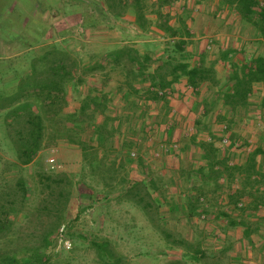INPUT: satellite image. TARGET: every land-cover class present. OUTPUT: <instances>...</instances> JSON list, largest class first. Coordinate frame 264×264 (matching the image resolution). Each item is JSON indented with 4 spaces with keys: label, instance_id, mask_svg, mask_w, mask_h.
<instances>
[{
    "label": "rangeland",
    "instance_id": "obj_1",
    "mask_svg": "<svg viewBox=\"0 0 264 264\" xmlns=\"http://www.w3.org/2000/svg\"><path fill=\"white\" fill-rule=\"evenodd\" d=\"M161 1L144 0L150 20ZM104 2L0 0V105L13 100L21 77L36 67L48 77L61 62L65 77L63 91L51 99L30 92L44 124L42 148L30 164L18 159L17 123L8 126L7 109L0 107V259L13 254L20 264H264V204L255 205L249 188L240 194L241 178L217 180L199 145L215 140L220 157L238 165L250 151L264 149L261 84L239 118L226 116L217 95L230 70L221 53L236 50L234 60L264 56L262 34L207 0H170L163 9L171 22L187 18L192 33L180 54L173 50L178 38L111 18L100 10ZM124 47L151 57L148 73L167 55L192 66L204 59L219 83L193 91L183 81L173 86L169 102L149 100V78H137L129 59L114 63L107 56ZM100 95L107 106H98ZM174 145L177 150L165 151ZM52 147L60 151L56 168L47 163ZM258 159L264 170V154Z\"/></svg>",
    "mask_w": 264,
    "mask_h": 264
},
{
    "label": "trees",
    "instance_id": "obj_2",
    "mask_svg": "<svg viewBox=\"0 0 264 264\" xmlns=\"http://www.w3.org/2000/svg\"><path fill=\"white\" fill-rule=\"evenodd\" d=\"M104 5L100 9L105 14H112L116 17H123L131 13L135 20L138 30L146 32L150 28L160 31L166 38H178L174 44V52L184 53V47L187 44L186 37H191L192 33L187 18L178 20L176 24L171 22V15L163 8L170 4V0L161 1L156 11L157 17L154 21L147 16L144 0H104ZM221 5L226 6L230 12L237 15L242 21L252 24L256 27L264 38V0H218ZM236 50L228 49L221 53L220 60L230 66L228 80L224 87L218 91L217 95L225 109L226 116L231 119L239 118L243 112L251 106V96L254 93L255 84H261L262 97L260 107L264 108V56L261 54L245 57L238 60ZM140 53L136 49L124 47L109 53L108 57L112 62H119L122 58H127L138 68L136 77L142 80L149 78L150 85L147 88V97L149 100L169 102L167 100V91H170L175 84L185 81L187 86L193 91H198L203 83L217 85L219 83L216 77V70L213 65H205L204 59L201 63L192 66L188 61L179 60L172 55L162 58L161 63L153 73H148L147 64L151 61L149 55L139 57ZM235 56V57H234ZM142 58V59H140ZM48 58L43 59L46 61ZM61 62H55L52 69V76L40 77L37 67L32 69L31 73L24 74L19 82L20 91L9 104H1L2 109H7L5 122L8 126L17 123V135L14 139V146L17 149L18 159L23 164H30L38 155L42 148L44 124L40 114L35 111V107L30 104L28 99L30 92L44 95L45 99H51L58 92H62V85L65 77L61 76L63 65ZM37 66V64H36ZM33 78L31 82L29 78ZM27 86H30L27 89ZM136 90V89H134ZM25 97V98H22ZM95 101L98 106H107L106 96L100 95ZM36 103V102H35ZM36 106V105H35ZM12 128V127H10ZM15 128V127H14ZM102 126L93 130L96 135L101 134ZM228 128V127H227ZM233 143V142H232ZM200 148L203 151V159L206 165L216 174L217 180L227 179L232 183L241 178L244 183L240 194H245L249 188L248 194L255 205L264 204V170L259 163V156L264 154V149L257 147L248 153V156L242 164L229 163L228 157H220L221 149L216 145L215 140L201 142ZM83 148L86 149V146ZM203 202V198L199 202ZM238 202V200H237ZM239 203V202H238ZM228 217V215H225ZM243 222L231 221L234 226ZM243 225V224H241ZM3 226V227H1ZM0 226L4 228V225ZM246 229H248L246 227ZM247 236L250 232L244 231ZM106 243H104L105 245ZM104 245L102 248H104ZM19 260L13 254H5L0 259V264H20ZM23 264H31V259H25Z\"/></svg>",
    "mask_w": 264,
    "mask_h": 264
},
{
    "label": "built area",
    "instance_id": "obj_3",
    "mask_svg": "<svg viewBox=\"0 0 264 264\" xmlns=\"http://www.w3.org/2000/svg\"><path fill=\"white\" fill-rule=\"evenodd\" d=\"M190 88V87H189ZM170 96L171 95V90L170 91H167V96ZM227 129V127H224V130ZM221 143L226 146L227 144L230 143L229 141V138L227 135H222V140H221ZM177 145H174L171 149L169 148H166L165 151L168 152L169 150H177ZM59 154H60V151L58 148L56 147H52L49 149V158L47 159V163L52 167V168H56V167H59V162H58V157H59ZM132 156H135V153L132 152L131 153ZM240 207L243 206L242 203L239 204Z\"/></svg>",
    "mask_w": 264,
    "mask_h": 264
},
{
    "label": "crops",
    "instance_id": "obj_4",
    "mask_svg": "<svg viewBox=\"0 0 264 264\" xmlns=\"http://www.w3.org/2000/svg\"><path fill=\"white\" fill-rule=\"evenodd\" d=\"M208 2H210L212 5H217V7H221L222 9H223V11L225 12V11H229V9L226 7V6H223V5H221L220 4V2L218 1V0H207ZM201 2L204 4L205 2H206V0H201ZM111 18H114V19H116V18H118V19H128V20H130V22L132 21V25L134 24L135 25V22H134V20H135V18H134V16L131 14V13H127V14H125L123 17H121V18H119V17H116L115 15H112V14H108ZM119 22V21H118ZM109 53H111V52H109ZM109 53H108V55H109ZM107 55V56H108ZM184 84L185 85H187L186 84V82L184 81ZM179 85V84H178ZM176 88H178V86H176ZM181 111L183 112L184 111V109L183 108H181ZM262 248H263V246H262Z\"/></svg>",
    "mask_w": 264,
    "mask_h": 264
}]
</instances>
